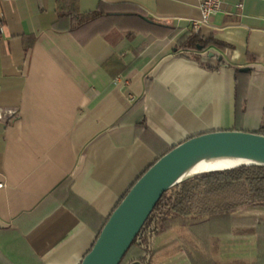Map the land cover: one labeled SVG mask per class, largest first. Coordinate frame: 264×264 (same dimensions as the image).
I'll use <instances>...</instances> for the list:
<instances>
[{"label": "crops", "instance_id": "crops-1", "mask_svg": "<svg viewBox=\"0 0 264 264\" xmlns=\"http://www.w3.org/2000/svg\"><path fill=\"white\" fill-rule=\"evenodd\" d=\"M68 6L101 15L68 30L57 0H0V264H81L173 147L264 126V0L203 25L198 0ZM192 37L207 47L185 54ZM247 211L246 234H158L154 264H264V206Z\"/></svg>", "mask_w": 264, "mask_h": 264}, {"label": "water", "instance_id": "water-1", "mask_svg": "<svg viewBox=\"0 0 264 264\" xmlns=\"http://www.w3.org/2000/svg\"><path fill=\"white\" fill-rule=\"evenodd\" d=\"M221 156H237L245 160L242 165H264V134L211 131L189 137L173 147L133 184L81 264H120L164 193L191 177L218 170L191 173L199 164ZM230 168L234 167L224 169Z\"/></svg>", "mask_w": 264, "mask_h": 264}, {"label": "trees", "instance_id": "trees-1", "mask_svg": "<svg viewBox=\"0 0 264 264\" xmlns=\"http://www.w3.org/2000/svg\"><path fill=\"white\" fill-rule=\"evenodd\" d=\"M71 1L57 0L59 20L55 26L58 27L63 19H70L67 29L71 30L101 15L100 11L81 12L77 7L70 8L68 3ZM200 44L205 49L208 42L203 43L192 37L181 44L182 52L193 53ZM239 71L243 73L250 70ZM258 133L264 134V126ZM229 190L241 191L240 198L230 202L202 201L205 195H220ZM254 205L264 206V165L245 164L191 177L164 193L120 264H132L135 261L154 264L155 238L165 230L167 220L226 215Z\"/></svg>", "mask_w": 264, "mask_h": 264}, {"label": "rangeland", "instance_id": "rangeland-1", "mask_svg": "<svg viewBox=\"0 0 264 264\" xmlns=\"http://www.w3.org/2000/svg\"><path fill=\"white\" fill-rule=\"evenodd\" d=\"M240 192L236 190H229L227 192L221 193L220 195H205L202 198V201L205 203L212 202H230L235 201L240 198ZM255 206H263V205H254L247 206L241 210L233 212L234 214H226V215H216L215 218L207 224L204 223V219L202 218H178L176 220H167L165 221V230L162 233L172 232L180 234H191V233H227V232H238V233H247V230L256 227L257 219L252 218L251 215H248L247 209ZM209 217V216H208ZM155 250V244H154ZM202 262V258H200ZM186 264V263H182Z\"/></svg>", "mask_w": 264, "mask_h": 264}, {"label": "bare ground", "instance_id": "bare-ground-1", "mask_svg": "<svg viewBox=\"0 0 264 264\" xmlns=\"http://www.w3.org/2000/svg\"><path fill=\"white\" fill-rule=\"evenodd\" d=\"M245 163V160L237 157V156H221L212 158L207 160L201 164H199L194 170L191 172L192 174L202 173L210 170H221L228 167H235Z\"/></svg>", "mask_w": 264, "mask_h": 264}, {"label": "built area", "instance_id": "built-area-1", "mask_svg": "<svg viewBox=\"0 0 264 264\" xmlns=\"http://www.w3.org/2000/svg\"><path fill=\"white\" fill-rule=\"evenodd\" d=\"M198 3L201 9V18L192 21L195 25H203L209 23L211 18L222 10L223 0H198Z\"/></svg>", "mask_w": 264, "mask_h": 264}]
</instances>
